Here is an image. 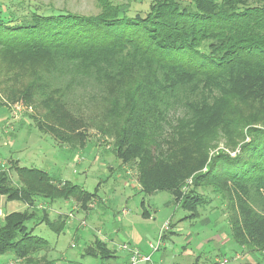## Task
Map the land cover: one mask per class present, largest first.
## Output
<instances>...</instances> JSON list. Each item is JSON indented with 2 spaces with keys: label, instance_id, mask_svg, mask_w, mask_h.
<instances>
[{
  "label": "trees",
  "instance_id": "trees-1",
  "mask_svg": "<svg viewBox=\"0 0 264 264\" xmlns=\"http://www.w3.org/2000/svg\"><path fill=\"white\" fill-rule=\"evenodd\" d=\"M263 2L97 0L99 13L90 16L50 13L45 4L14 10L2 2L0 103L39 101L40 132L71 147L89 128L114 139V155L136 167L144 195L168 192L173 205L190 213L181 222L198 218L213 202L204 194L211 192L224 206L229 240L264 262V120L250 128L254 123L235 105L252 101L264 111ZM6 52L22 55L19 67ZM171 113L178 115L173 126ZM247 127L244 156L210 157L220 132L234 148ZM9 166L0 168V197L28 209L1 221L0 257L53 264L40 256L51 247L35 227L61 234L66 222L52 220L40 204L73 200L88 211L97 193L18 161ZM115 253L98 238L83 256L109 260Z\"/></svg>",
  "mask_w": 264,
  "mask_h": 264
},
{
  "label": "rangeland",
  "instance_id": "rangeland-1",
  "mask_svg": "<svg viewBox=\"0 0 264 264\" xmlns=\"http://www.w3.org/2000/svg\"><path fill=\"white\" fill-rule=\"evenodd\" d=\"M120 1L122 3L127 0ZM2 2L11 9L13 7L14 10L22 4L27 9L36 4H45L50 13L73 12L86 16L99 13L97 0H0V3ZM5 56H11L10 62L19 67V59L22 55L6 52ZM10 72L8 69L7 75ZM39 103V101L26 103L18 100L8 108L0 103L1 112L7 113L9 110L7 114H10L12 125L8 124V128L13 126L16 129L13 140L4 136L0 142V160L5 162V166H1V169H9L10 163L18 160L22 167L45 171L58 181L72 182L90 193H97L95 207L90 210L92 216L88 217V221L80 222L88 239H85L83 233V239L75 243L72 234L59 235L45 224L39 225L35 227L34 235L46 239L52 248L49 252L41 253L40 256L64 264H131L130 252L122 248L130 242L131 247L138 249L141 255L151 256L150 262L138 264H215L224 259L230 260V264H264L257 254L246 249L242 251L229 240L230 231L226 214L223 212L224 206L219 208V202L214 199L217 198L214 194L200 190L206 198H213V202L200 210L198 218L181 222L180 220L188 217L190 213L173 205V197L168 192L144 195L140 191L136 167L121 164L114 155V139L89 128L83 131L82 137H75L72 143L74 146L71 147L66 142L61 143L56 140L46 131L40 132L35 121L36 117H41L35 108L41 106ZM235 105L246 122L254 123L250 128H259L260 121L264 120L262 105L252 101L239 102L237 99ZM255 112L261 116L258 121L253 117ZM177 117L176 113L169 115L171 126L176 125L174 120ZM20 119H23L22 122H17ZM248 129L249 127L243 132L245 139L237 146L235 144L234 148L229 146L228 139L220 132L210 149V157L220 153L230 155L232 158L238 155L244 156L242 146L251 141ZM168 131L170 132V129ZM202 172H207V166ZM13 178L16 181L15 174ZM192 178L187 180L183 193L189 191L188 185L189 182L192 183ZM46 204L42 201L40 205H45L49 212L56 211L54 205ZM75 205L81 206L77 203ZM26 209L27 206L20 201L8 202L7 209L3 210L2 220L11 213L24 212ZM144 209L148 211L146 216L143 215ZM70 211L71 209H66V214ZM77 211L83 210L81 208L73 210L67 216L74 213V218H70L74 220ZM49 215L51 218L54 214ZM83 222L86 223L85 226L82 225ZM166 224H170L168 231L164 230ZM30 227L33 225H29ZM164 231L168 239L162 240L159 250L153 252L151 244L156 246ZM132 233L138 234L141 240L135 242L134 238H131ZM102 235L109 238L107 243L109 248L116 251V257L102 260L101 256H82L85 248L96 238L101 239ZM73 245L75 247H72ZM237 255L240 259L232 261ZM10 257L12 256H2L0 264ZM39 264L45 263L39 262Z\"/></svg>",
  "mask_w": 264,
  "mask_h": 264
},
{
  "label": "crops",
  "instance_id": "crops-1",
  "mask_svg": "<svg viewBox=\"0 0 264 264\" xmlns=\"http://www.w3.org/2000/svg\"><path fill=\"white\" fill-rule=\"evenodd\" d=\"M1 109L2 108H0V110ZM7 113H9V110L7 111ZM7 113L6 112L4 113V112L0 111V142L2 141L4 136H8L9 140H13L14 136H16L15 135V131H16L15 127L13 128V126H12L11 128H8V124L12 125V122L10 123V121H11L10 118H9L10 114H7ZM23 119H25V118H23ZM23 119L17 120V122L21 123ZM9 135H10V137H9ZM4 145H6V142L4 143ZM15 161H18V160H15ZM19 164H20V162H19ZM1 166H5V162H2L0 160V168H1ZM8 202L9 201L6 199V197H0V221L2 220L3 210L7 209V207H8ZM73 203L75 204L76 202L73 201V200L66 201V202H63V201L62 202L61 201L57 202L55 205L53 204L55 206L56 211H54V212L50 211V213L54 214L51 217L52 220H56L60 216V214H62V217H64L63 220L66 222V225H65L66 227H65V231L63 233H61V234H66V233L67 234H72V236L74 238V242L76 243V242L80 241L81 239H83V233H84L85 239H88L87 234H85L84 228L80 225V222L81 221H88V217H91L93 213L90 210L86 211V210L82 209L83 211H86V212H83V211L75 212V219L71 220L67 215L70 214L71 212H73L74 208L77 206V205L74 206ZM66 209H71L70 213L66 214ZM98 220H99V218H98ZM58 228H59V226H58ZM61 234H59V235H61ZM102 238H101V240H104L106 242L109 240V238L107 237L108 238L107 239L104 235H102ZM131 238H134L135 242L136 241L139 242L141 240V237L138 234H134V233H132ZM95 240L92 241L91 243H94ZM128 244L130 245V242ZM57 247H58V244H57ZM50 249H52V248H50ZM11 258H13V257H10L9 259L5 260L3 262V264H6ZM129 260H130V258H129ZM50 261H52L53 264H64V263H60V262L56 263L55 260H50Z\"/></svg>",
  "mask_w": 264,
  "mask_h": 264
},
{
  "label": "built area",
  "instance_id": "built-area-1",
  "mask_svg": "<svg viewBox=\"0 0 264 264\" xmlns=\"http://www.w3.org/2000/svg\"><path fill=\"white\" fill-rule=\"evenodd\" d=\"M18 109H21V108L18 107ZM94 207H95V202L89 204L88 210H91ZM45 208H47L45 205H40L39 206V209H45ZM79 208H80V206L77 205L74 208V210H78ZM69 218H74V213L72 215H69ZM82 225L85 226L86 223L83 222ZM169 226H170V224H166L165 227H164V230L168 231L169 230ZM164 233H165V231L160 236L159 243L156 246H154V245L151 244V247L153 249V252L159 250V248H160V242L162 241V238L164 236ZM72 247H75V245H73ZM122 248L125 249V250H128L130 252V262H131V264H138V263H141V262H150L151 261V256L141 255V253H140V251L138 249L133 248L130 245H124ZM234 259L235 260H238V259H240V256L237 255V256L234 257ZM23 263H24V260H22V259H19V258H11L6 264H23ZM221 264H229V260L228 259H224V260H222Z\"/></svg>",
  "mask_w": 264,
  "mask_h": 264
}]
</instances>
